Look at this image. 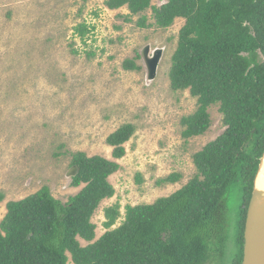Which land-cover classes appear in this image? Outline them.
I'll list each match as a JSON object with an SVG mask.
<instances>
[{
	"label": "trees",
	"instance_id": "16d2710c",
	"mask_svg": "<svg viewBox=\"0 0 264 264\" xmlns=\"http://www.w3.org/2000/svg\"><path fill=\"white\" fill-rule=\"evenodd\" d=\"M152 1L106 0L104 5L126 7L127 21L140 16L139 28L149 26L147 9L159 29L175 18L185 20L168 73L173 91L188 90L197 100L195 113L181 121L182 136L203 135L212 106L219 108L224 132L194 154L196 174L179 190L152 204L125 206L114 228L120 205L104 208L106 232L95 240L91 217L114 196L108 178L119 170L117 160L134 134L133 125H122L106 138L113 160L73 155L77 171L70 186H84L67 203L46 187L7 203L0 222V264H223L224 257L228 264H241L246 212L264 149V0H164L159 7ZM89 32L83 23L74 28L83 43ZM123 66L140 69L135 60ZM179 179L170 175L159 182ZM235 193L238 221L230 237L227 200Z\"/></svg>",
	"mask_w": 264,
	"mask_h": 264
},
{
	"label": "rangeland",
	"instance_id": "374dc122",
	"mask_svg": "<svg viewBox=\"0 0 264 264\" xmlns=\"http://www.w3.org/2000/svg\"><path fill=\"white\" fill-rule=\"evenodd\" d=\"M105 1L0 0V222L8 202L44 187L67 203L84 186L69 184L73 155L113 160L106 138L131 124L134 134L117 160L120 168L108 178L115 194L91 217L97 240L106 232L104 208L120 205L114 228L122 222L125 206L152 204L179 190L196 174L194 154L225 130L218 106H212L208 130L190 139L182 136L181 121L195 113L197 100L188 90L173 91L168 73L185 20L175 18L170 27L159 29L147 9L143 15L149 26L139 28L140 16L127 21L126 7L109 10ZM80 23L90 30L84 43L74 33ZM146 45L163 49L151 84L135 59ZM128 60L140 69L126 70ZM170 175L180 179L159 182ZM229 197L231 237L240 198L236 193ZM222 263L228 264L227 257Z\"/></svg>",
	"mask_w": 264,
	"mask_h": 264
},
{
	"label": "water",
	"instance_id": "95a60500",
	"mask_svg": "<svg viewBox=\"0 0 264 264\" xmlns=\"http://www.w3.org/2000/svg\"><path fill=\"white\" fill-rule=\"evenodd\" d=\"M138 55L146 73V83L151 84L157 76L158 66L163 56V49L156 48L151 50L150 46L146 45L139 51ZM263 163L264 149L258 162L246 212L241 264H264V196L262 195L263 192L257 190L255 186ZM76 171L77 169L74 168V174L67 175V177L72 179ZM69 184L71 185V182Z\"/></svg>",
	"mask_w": 264,
	"mask_h": 264
},
{
	"label": "bare ground",
	"instance_id": "6f19581e",
	"mask_svg": "<svg viewBox=\"0 0 264 264\" xmlns=\"http://www.w3.org/2000/svg\"><path fill=\"white\" fill-rule=\"evenodd\" d=\"M255 186L257 190H260L263 192V196H264V163L262 165V168L260 170L259 176L255 182Z\"/></svg>",
	"mask_w": 264,
	"mask_h": 264
}]
</instances>
